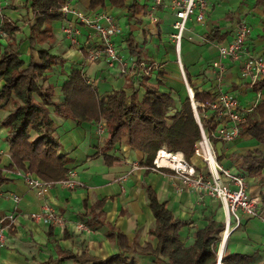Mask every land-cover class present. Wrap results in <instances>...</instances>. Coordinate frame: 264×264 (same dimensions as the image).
<instances>
[{"label": "crops", "instance_id": "obj_1", "mask_svg": "<svg viewBox=\"0 0 264 264\" xmlns=\"http://www.w3.org/2000/svg\"><path fill=\"white\" fill-rule=\"evenodd\" d=\"M0 2L3 7L1 19L8 18L22 30L24 26L32 24L34 16L29 19L28 7L22 9L26 0ZM206 4L204 21L198 23L192 17L187 24L184 35L186 39L182 42L184 58H181V62L187 81L189 78L188 84L199 92L209 91L216 96L217 66L224 65L223 89L234 95L242 108H250L252 104H258L264 99V88L260 92L255 91L242 74L243 63L222 59L217 45L232 42L238 26L243 23L250 30L246 40L248 51L264 58V0H206ZM72 6L87 15H109V8L125 12L126 30L119 29L118 36L122 45L128 48L122 45L116 47L121 59L120 70H111L104 63L102 68L95 71L96 63L88 60L86 54L90 50L101 49L99 36L74 17H69L79 31V44H74L63 35L65 17L62 14L60 22L55 21L50 25V37L43 45L44 48L50 47L51 52L55 53L56 49L61 51V57L53 54L60 60L58 69L61 66L65 68L64 60L71 68L67 73L59 70V78L52 74L51 81L56 86L55 101H63L61 88L64 80L77 68L81 69L98 93L97 80L108 85L100 95L101 99L114 92H124L128 100L136 98L141 101L146 93L143 81L150 78V82L155 84L162 74L163 83L159 87L161 92L172 93L173 96L177 93L180 104L189 97L171 41L176 19L171 0H164L163 5L157 8H154L153 0H138L134 14L127 9L112 7L108 0L106 7L100 10L91 9L90 0H75ZM19 9L24 14H17ZM215 32L222 42L219 43L218 39L217 43L206 41V37ZM132 37L141 51L140 59L129 53ZM25 45V54L28 56L23 59L28 62L30 52L26 39L22 47ZM153 47L155 50L152 52ZM35 60L40 62L38 54ZM3 85L4 82H0V90ZM250 92L254 93V97L248 99ZM242 95L246 97L245 104L239 100ZM7 115L8 112L0 111V170L9 179L0 188V220L14 215L15 222L4 231L6 245L0 246V264H98L120 255L122 249L116 231L126 237L132 249L143 248L147 244L156 248L157 239L150 235L155 217L149 205L147 187L156 193L158 201L165 204L174 219L181 223L180 241L186 247L194 244L196 231L204 229L211 220L225 224L221 202L206 189L185 185L171 169L160 171L147 168L142 163L144 155L140 151L123 145L105 150L108 137L104 123L84 122L78 125L71 119L58 117L53 108L50 116L62 145L60 154L69 159L66 166L69 170L68 178L78 186L70 190L55 185L46 194L39 196L37 190L31 188L23 178L24 173L8 171L12 160L7 129L1 126ZM208 115L211 114L208 112ZM216 140L212 145L219 163L234 174L243 176L248 195L259 200L258 215L242 218L241 226L227 239L220 258L221 239L217 264H224L222 257L225 253L247 256L251 259L248 264H264V170L261 175H252L242 164L243 158L248 155L254 159L260 158V154L264 153V142L259 143L249 136H240L230 143ZM107 158L115 160L108 163L110 160ZM191 164L195 166L198 175L207 176V168L199 157L195 156ZM48 208L63 216L64 226H51L31 219V214L41 213ZM7 223L8 220H5L4 225ZM69 252L79 261L66 257ZM121 260H124V264H165L154 256L137 253H126L121 256Z\"/></svg>", "mask_w": 264, "mask_h": 264}, {"label": "trees", "instance_id": "obj_2", "mask_svg": "<svg viewBox=\"0 0 264 264\" xmlns=\"http://www.w3.org/2000/svg\"><path fill=\"white\" fill-rule=\"evenodd\" d=\"M65 2L66 0H26L22 7H28L34 16L32 24H29L27 38L16 23L8 18H0V82H4L0 90V111L8 112L1 122V126L7 129L12 160L8 171L35 175L44 182L55 183L68 179L69 170L66 166L69 159L60 154L62 145L50 116L52 108L58 117L71 119L78 125L84 122L104 123L108 137L104 149L112 150L123 145L140 151L144 155L142 163L147 168H155L154 161L161 149L170 153H182L191 163L196 156V146L201 140L200 127L189 97L178 106L172 93L160 91L163 74L155 84L150 82V78L143 81L146 93L141 101L136 98L128 100L124 92H114L101 99L81 69L77 68L64 80L61 88L63 101H55L56 86L51 78L60 60L50 53V47H43L45 41L41 37H50V25L62 19L61 8ZM108 2L114 8L127 9L133 14L138 6V0ZM106 4L107 0H90V8L93 10L104 9ZM9 8L13 9L15 6ZM25 39L29 42L28 62L20 52ZM216 39L219 43L222 42L216 32L206 37V41L210 43H217ZM130 41L129 53L140 59L141 51L138 50L134 38ZM36 54L40 62H36ZM191 88L201 116L202 106L211 103L215 96L209 91L199 92L192 86ZM263 88L264 80L254 86L257 92ZM201 123L211 141L216 143L217 140L211 134L218 123L204 118H201ZM240 136H249L259 143L264 142V99L251 113H246V122L240 126ZM109 160L108 163H112L115 159ZM242 164L249 174L261 175L264 170V153L258 159L248 155L243 158ZM8 181L6 174L0 170V188ZM147 196L155 217L150 235L157 239V247L147 244L143 248L132 249L128 246L126 237L116 231L122 249L120 255L98 264H116L119 260V264H124L121 256L126 253L154 256L165 264L218 263L224 223L211 220L204 229L196 231L194 244L186 247L180 241L181 223L174 219L165 204L158 201L156 193L150 187H147ZM262 200L264 201V195ZM66 255L79 261L70 252ZM250 260L244 255L228 253L222 257L224 264H248Z\"/></svg>", "mask_w": 264, "mask_h": 264}, {"label": "built area", "instance_id": "obj_3", "mask_svg": "<svg viewBox=\"0 0 264 264\" xmlns=\"http://www.w3.org/2000/svg\"><path fill=\"white\" fill-rule=\"evenodd\" d=\"M73 1L75 0H66L61 8V12L65 17L64 33L66 36L74 44H79V31L72 24V21L69 20V17H74L77 22L91 28L100 38L101 49L90 50L88 60L95 62L96 60L105 59L110 66H113L115 62L121 63L119 53L112 39L113 36L119 34V28L114 18L106 13L95 15L84 14L72 6ZM163 2L164 0H153L154 8L162 6ZM171 8L174 10L176 18L173 23L174 33L171 35V38L174 39L177 62L181 68L182 77L186 83L189 99L194 113L196 112L195 117L201 131V140L196 146L195 155L205 164L207 176L202 177L198 175L195 166L189 163L183 154L170 153L165 150L158 152L154 161L155 168L153 169H171L180 177L185 185L198 188L202 187L221 202L225 213V230L222 238V243H224L232 232L241 226L244 216L255 217L258 215L259 200L251 198L248 195L246 181L243 176L234 174L219 163L211 138L201 123V118L197 111L198 104L194 100V93L183 71L180 54L187 24L192 17H195L198 23L204 21L207 12L206 0H171ZM2 10L3 7L0 2V17H3ZM153 21L155 22L156 19H153ZM249 33L248 26L242 23L238 26L232 42L218 44L217 47L222 59L241 61L243 63L242 74L250 82L252 87H254L258 82L264 80V58L248 51L246 40ZM1 34L2 31L0 29ZM217 68L215 99L208 105L202 107L206 113L209 112L211 115L209 117L203 116V118L214 120L218 123L216 130L211 134L214 139L230 143L239 137L240 126L246 122V113H251L257 106V103L252 104L250 108H242L237 98L223 89L226 67L224 65H218ZM160 153L166 155L167 160L172 165L158 163L157 160ZM22 176L31 188L37 190L39 196L46 194L55 185L70 190H74L78 186L75 181L69 178L53 183L44 182L28 173ZM15 199L18 201V198ZM31 219L34 221H43L51 226H64L63 216L51 208L38 214H31ZM5 220H8L7 225H4ZM5 220H0V246L6 245L4 231L14 225L15 217L14 215H10ZM81 228L86 229L85 226H81ZM219 253L222 256L223 253H221V250Z\"/></svg>", "mask_w": 264, "mask_h": 264}, {"label": "rangeland", "instance_id": "obj_4", "mask_svg": "<svg viewBox=\"0 0 264 264\" xmlns=\"http://www.w3.org/2000/svg\"><path fill=\"white\" fill-rule=\"evenodd\" d=\"M3 2L2 3H4V1H9V0H2ZM21 1H24V0H21ZM5 5V4H4ZM5 7V6H4ZM25 7H22V9H24ZM4 13V12H3ZM16 13L17 14H24L23 13V11L22 10H18V11H16ZM28 13L30 14V15H32V16H30L29 15V19H32L33 18V14L31 13V11L30 10H28ZM5 14H6V12H5ZM126 13L125 12H123L122 10H118V9H112V8H109V15L110 16H112L113 18H114V20H115V22H116V24H117V26H118V28L120 29V30H126V26H125V19H126V16H124ZM58 22H60V21H58ZM65 24V23H64ZM72 24H73V22H72ZM119 30V31H120ZM23 33H24V36H25V38L27 37V35H29V25H27V26H24V29H23ZM64 35V37L66 36V34L64 33L63 34ZM63 37V38H64ZM49 39V37H41V40L42 41H45L44 42V44L46 43V41ZM57 39H60L58 36H57ZM112 39H113V41H115V43H116V45H118V46H116V47H119V45H122V42H121V40H120V37L118 36V35H115V36H113L112 37ZM186 39V37H184L183 38V41ZM61 40V39H60ZM171 41H172V43L174 44V39H172L171 38ZM28 47V46H27ZM122 47L124 48H128V46L127 45H125V44H123L122 45ZM174 47H175V45H174ZM117 49V48H116ZM153 50H155L154 49V47L151 49V51L153 52ZM174 50H175V48H174ZM118 51V50H117ZM20 52H21V54H22V57L24 58V59H27V56H28V54H25V52H26V45L25 46H21V48H20ZM50 53L53 55V54H55L56 56H60L61 57V51H59V50H55V53H54V51H52L51 52V50H50ZM119 53V52H118ZM162 53V52H161ZM176 54V53H175ZM174 54V55H175ZM54 55V56H55ZM120 55H121V52H120ZM180 56H181V58L183 59L184 58V52L182 51V53L180 54ZM86 57L88 58V53L86 54ZM101 60V61H100ZM100 60H96V62H94V63H96V65H95V68H94V70L95 71H97V70H99L100 68H102V64H104L105 63V65L108 67V68H111V70H113L112 68H117V69H119L120 70V64L121 63H118V62H115V64L113 65V66H110L109 65V63H108V61L107 60H105V59H100ZM66 62V66H65V68L63 67V66H61L59 69H58V67H56L55 68V71H53V73H54V76H55V78H59L60 76L58 75L57 76V72L59 71V72H64V70H65V72L67 73L71 68H70V66H68V64L69 63H67V61L66 60H64V63ZM178 63V62H177ZM57 66V65H56ZM178 66H179V64H178ZM179 68H180V66H179ZM180 70H181V68H180ZM184 80V79H183ZM184 83H185V81H184ZM96 85H97V87L99 88V96L100 95H102L103 93H104V89H105V87H108V85L107 84H103V82H101V81H99V80H97L96 81ZM185 86H186V83H185ZM186 89H187V87H186ZM186 95L187 96H189V94H188V92H186ZM248 95H249V97H248V99H250L251 97H254V93H248ZM174 96H175V98H176V104L177 105H179L180 104V98H179V95L177 94V93H174ZM257 96V95H256ZM264 96V95H263ZM239 100H240V102L241 103H243V104H245L246 103V97L245 96H239ZM200 116V115H199ZM203 116H206V117H209V115H208V113H206V111H204V112H202V114H201V116H200V118H203ZM224 253V252H223Z\"/></svg>", "mask_w": 264, "mask_h": 264}, {"label": "bare ground", "instance_id": "obj_5", "mask_svg": "<svg viewBox=\"0 0 264 264\" xmlns=\"http://www.w3.org/2000/svg\"><path fill=\"white\" fill-rule=\"evenodd\" d=\"M167 159L168 158L166 157V155H164L163 153H160V156L158 157L157 162L158 163H162V164H170V165H172L171 163H169V161ZM225 248H226V241L224 243H222V245H221V249H220L221 253L224 252ZM219 264H222V263L220 262Z\"/></svg>", "mask_w": 264, "mask_h": 264}, {"label": "water", "instance_id": "obj_6", "mask_svg": "<svg viewBox=\"0 0 264 264\" xmlns=\"http://www.w3.org/2000/svg\"><path fill=\"white\" fill-rule=\"evenodd\" d=\"M195 116H196V112H195ZM221 256V254L219 253V257Z\"/></svg>", "mask_w": 264, "mask_h": 264}]
</instances>
